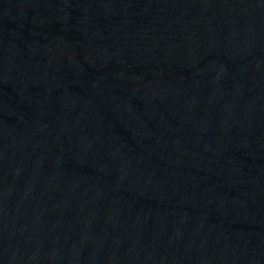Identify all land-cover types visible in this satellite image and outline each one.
<instances>
[{"label":"water","instance_id":"water-1","mask_svg":"<svg viewBox=\"0 0 264 264\" xmlns=\"http://www.w3.org/2000/svg\"><path fill=\"white\" fill-rule=\"evenodd\" d=\"M0 264H264V0H0Z\"/></svg>","mask_w":264,"mask_h":264}]
</instances>
